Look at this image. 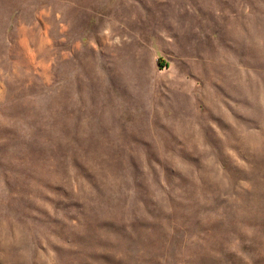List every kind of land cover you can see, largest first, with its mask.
Wrapping results in <instances>:
<instances>
[{
	"label": "rangeland",
	"instance_id": "374dc122",
	"mask_svg": "<svg viewBox=\"0 0 264 264\" xmlns=\"http://www.w3.org/2000/svg\"><path fill=\"white\" fill-rule=\"evenodd\" d=\"M0 264H264V0H0Z\"/></svg>",
	"mask_w": 264,
	"mask_h": 264
}]
</instances>
